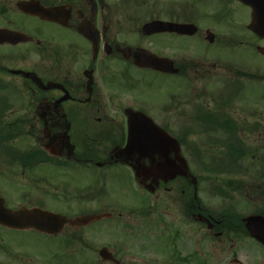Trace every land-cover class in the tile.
I'll return each mask as SVG.
<instances>
[{"label": "flooded vegetation", "instance_id": "flooded-vegetation-1", "mask_svg": "<svg viewBox=\"0 0 264 264\" xmlns=\"http://www.w3.org/2000/svg\"><path fill=\"white\" fill-rule=\"evenodd\" d=\"M129 1L0 0V197L13 212L53 215L43 217L48 231L0 226L1 264H94L91 255L100 257L105 248L115 261L100 264H219L247 253L240 222L227 220L234 209L229 201L220 211L204 209L194 175L152 177L167 160L129 151L128 126L143 113L181 136L182 151L168 156L175 168L192 146L203 151L217 181L255 178L264 211V70L182 59V98L148 101L143 91L156 88L153 77L164 74L137 68L120 50L144 49L159 58L257 53L264 41L239 21L231 31V13L202 23L204 16L193 14L203 2L244 7L237 1L145 0L148 20L198 27L192 37L149 38L142 26L135 29ZM37 4L59 11L58 21L35 16ZM199 84L213 85L215 94L187 97ZM187 162L194 166L196 159ZM238 184L227 192L231 197L245 191ZM102 215L98 227L82 220Z\"/></svg>", "mask_w": 264, "mask_h": 264}, {"label": "water", "instance_id": "water-1", "mask_svg": "<svg viewBox=\"0 0 264 264\" xmlns=\"http://www.w3.org/2000/svg\"><path fill=\"white\" fill-rule=\"evenodd\" d=\"M244 5L249 6L252 9V21L249 29L260 38L264 39V0H238ZM22 8H25L24 6ZM32 13L46 21H58L55 18L57 14L56 10H45L40 6H37L36 10H32ZM81 34L88 36V32L84 29H79ZM177 33L179 35L192 36L197 32L195 26L188 25H176L163 22H153L143 27V33L145 36H150L159 33ZM90 37V36H88ZM209 40H214L212 35H209ZM259 52L264 56V48H259ZM123 55L126 60L132 57V51L130 49L123 50ZM133 62L139 68L152 69L157 72H163L166 74H179L180 71L175 69L174 62L168 59L157 58L150 52L138 50L134 54ZM129 151H135L139 153H146L147 157L159 155L161 158L166 159L164 165L158 166L151 172L152 177L173 179L176 175L187 177L188 168L183 159H180L181 164L179 167H174L173 163L168 161V156L171 152L180 154V147L176 140L172 139L166 133L162 132L157 126L153 124L146 116L135 114L130 118L129 122ZM3 201L0 199V225H8L11 228L27 229H44L41 228L40 222L43 216L40 212H26L15 213L9 212L3 207ZM50 217V216H49ZM85 221L92 223L96 220H101L98 217L84 218ZM246 221V229L250 232L251 237L259 241L264 245V218L261 216H254L244 219ZM208 222V221H207ZM209 223V222H208ZM46 230V229H44ZM47 231V230H46ZM101 257L106 260H112L111 255L104 250L101 253Z\"/></svg>", "mask_w": 264, "mask_h": 264}, {"label": "rangeland", "instance_id": "rangeland-1", "mask_svg": "<svg viewBox=\"0 0 264 264\" xmlns=\"http://www.w3.org/2000/svg\"><path fill=\"white\" fill-rule=\"evenodd\" d=\"M145 0H137L135 3H129L130 6V12H129V16L134 18V20L136 21V25H135V29L138 30V28H140L142 26V24L144 22H146L147 16H146V12H147V7L142 3ZM151 2H155L157 0H150ZM127 5V4H126ZM150 7V6H149ZM219 4L217 3H206L203 2L201 3V5H198L195 8V11L193 12V14L195 16H197V18L204 16V18L199 19L200 23H202V21H204V19L206 20L208 18V16H213V15H218L222 13V9ZM225 7H227L225 5ZM151 8V7H150ZM228 10H230V8H228ZM231 14H232V18H230V29L231 31H234L235 29V25L237 24L236 21H239L240 24H242V22L246 23L248 22L250 13L249 11L239 5L234 4L233 6H231ZM235 22V24H234ZM202 26H204V23L202 24ZM205 29V28H203ZM184 39H181L179 41V43H181ZM192 48H196V50H201L203 49L202 46L199 43L196 42H191L190 43ZM184 58H187L188 60H196L199 61V58H201L200 56H198V53L196 52H190L185 54V56H182ZM213 57H218V58H222L224 60L228 59L229 61L233 62L234 64H239L242 65L244 67H251L253 69H257L259 70V68H262L264 70V57L257 54L256 52H254L253 50L247 49V50H241V51H236L235 53L232 52H225V53H215L212 55L210 53H207V55H204V58H208L209 60L215 62V58ZM202 58V59H204ZM170 59L175 60L176 62H179V58L172 56ZM220 61H222L220 59ZM225 62V61H223ZM153 82H155L156 87L157 88H151V89H147L143 91V94H145L146 98L148 101L154 100L157 102H162L165 100H170L172 98V94H175V92L178 94H182V87L185 85L184 82L182 80H179L178 78H166L164 76L161 77H153ZM207 84V83H206ZM199 87L204 86L203 84H199ZM169 87H172L173 92L170 94L169 93ZM210 91L212 93L215 94V89L213 85L209 86ZM143 89V87H142ZM178 94V95H179ZM199 138H193V142H197ZM189 155V154H187ZM203 157V156H202ZM194 168V169H193ZM191 168L190 167V172L195 176V177H202L201 182L198 184V189H199V196L200 199L203 200V202L207 205V207L209 209H216L218 206L221 205L222 201L219 199H215L213 198L210 194V186L209 183H207L205 177L206 175L201 173L199 170H196L195 167ZM195 172V173H194ZM244 179V178H243ZM241 179L242 183L239 181H235V183H241V187L245 189V191H242L240 193H237L236 195H233V200L235 201V204L237 205H241L240 207V212L242 214H244V216H249L254 214V212L256 210H258V206L256 205L258 202V199L255 198V196H257L258 191H255V188L253 187V185L256 183L255 178H253V180L250 179ZM203 180V181H202ZM205 180V181H204ZM123 182H126L125 180H123ZM214 187H216V184H214ZM212 187L214 190L215 188ZM250 191V192H248ZM228 192V190H227ZM231 196V194H229ZM251 202V203H250ZM258 208V209H257ZM234 221V220H233ZM231 221V222H233ZM105 225L107 227H111L110 229L107 228V230H111L112 229V223L111 222H104ZM98 224V223H95ZM94 227H98V226H94ZM92 229V228H91ZM244 248H246V255L243 257H239V261L243 264H263L264 262V247L261 246L260 244H258L256 241L251 240L250 238L245 240V244L243 246ZM235 252H237V249H235ZM91 259L93 261V263H97L100 264L101 260L99 259V257L96 255H91ZM85 259H83L82 257V261H84ZM232 256L230 259L224 260L221 259L219 264H233L232 261ZM1 264V263H0ZM79 264V263H77Z\"/></svg>", "mask_w": 264, "mask_h": 264}, {"label": "trees", "instance_id": "trees-1", "mask_svg": "<svg viewBox=\"0 0 264 264\" xmlns=\"http://www.w3.org/2000/svg\"><path fill=\"white\" fill-rule=\"evenodd\" d=\"M218 188H219V191H220V192L223 191V189H224V188H223V183H220Z\"/></svg>", "mask_w": 264, "mask_h": 264}]
</instances>
